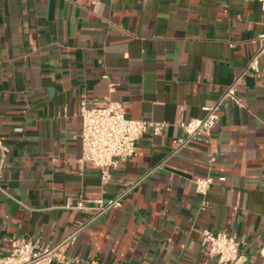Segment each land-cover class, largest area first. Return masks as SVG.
<instances>
[{"label":"crops","instance_id":"1","mask_svg":"<svg viewBox=\"0 0 264 264\" xmlns=\"http://www.w3.org/2000/svg\"><path fill=\"white\" fill-rule=\"evenodd\" d=\"M261 33L256 0H0V256L18 240L56 245L88 218L79 201L139 182L74 238L78 264H217L204 230L234 236L246 264H264V57L209 140L177 144L180 123L216 103ZM107 101L166 126L144 133L101 187L99 169L78 163V111ZM207 175L225 181L204 198L194 180Z\"/></svg>","mask_w":264,"mask_h":264},{"label":"built area","instance_id":"2","mask_svg":"<svg viewBox=\"0 0 264 264\" xmlns=\"http://www.w3.org/2000/svg\"><path fill=\"white\" fill-rule=\"evenodd\" d=\"M264 4V0H256ZM253 42L257 49L248 61L233 78L231 84L220 95L211 107H204V115L192 119L187 123H180L187 138L177 141L178 148L184 147L192 140H209L211 131L219 118V110L225 101H237L236 90L243 85L247 76H258L259 59L264 57V33L255 37ZM78 115L81 120L79 140L81 156L78 163L91 165L99 169L100 184L104 187L109 180L110 171L120 162H125L136 155V145L141 136L150 131L153 136L161 134L166 125L148 121L146 119H128L125 116L124 105L120 102L107 101L101 106H88L82 102ZM8 149L0 142V192L5 194L1 187L3 181V159ZM214 158H209L213 163ZM223 176L207 175L194 180V191L201 197H206L209 189L215 183H223ZM139 182L133 183L120 193L109 199L81 200L74 209L88 214V218L79 223L74 231L54 246L39 247L29 240L15 241L14 247L7 255L0 256V264H78V259L68 253L74 238L86 227L112 210L121 207L123 201L132 193ZM207 203L204 201L201 210ZM201 239L208 246L209 257L217 264H246L247 257L241 250L240 244L234 236L224 232H201Z\"/></svg>","mask_w":264,"mask_h":264}]
</instances>
